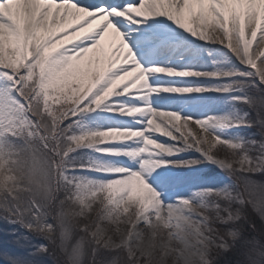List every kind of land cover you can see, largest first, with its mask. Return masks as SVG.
<instances>
[{
    "label": "snow or ice",
    "instance_id": "6c2138e0",
    "mask_svg": "<svg viewBox=\"0 0 264 264\" xmlns=\"http://www.w3.org/2000/svg\"><path fill=\"white\" fill-rule=\"evenodd\" d=\"M151 17H166L200 40L221 44L250 71L145 68L120 25L140 24ZM253 41L257 47L264 43V0H137L98 6L77 0H0V209L16 220L30 216L32 223L25 226L50 242L58 240L66 264H84L86 252L91 264L100 250L109 256L98 264H212L213 253L228 251L239 238L236 223L245 218V206L264 219V183L252 178L264 173V139L242 144L223 139L213 129L254 123L264 129V119L252 121L247 113L238 119H194L154 109L148 98L159 92L226 93L247 86L234 77H255L264 85V51H254ZM150 74L229 82L220 87L151 86ZM120 96L142 103L112 99ZM233 99L253 109L264 108V97ZM98 109L146 117L140 121L144 127L73 134L74 123L65 124ZM189 124L197 125L200 134L188 130ZM153 133L175 143H160ZM129 141L139 146L102 147ZM81 147L137 159L139 170L96 161L75 163L70 154ZM186 150L216 163L233 178L235 187L202 190L196 194L198 201L162 204L142 173L167 163L154 157ZM199 162L173 163L185 167ZM77 168L111 178L73 175ZM60 193L63 197L57 200ZM72 231L82 234L75 243L70 242ZM36 251L45 253L48 248L39 245Z\"/></svg>",
    "mask_w": 264,
    "mask_h": 264
},
{
    "label": "rangeland",
    "instance_id": "374dc122",
    "mask_svg": "<svg viewBox=\"0 0 264 264\" xmlns=\"http://www.w3.org/2000/svg\"><path fill=\"white\" fill-rule=\"evenodd\" d=\"M238 92L239 91H237V93L235 92L236 94H234V95L237 96L238 95ZM230 114L232 115L233 112L230 111ZM223 117H226V116L223 115ZM262 117L264 118V115H262ZM229 118H230V116H229ZM248 119H250V118H248ZM250 120L255 121L256 119H250ZM255 125H257V124H255ZM228 128H230V127H228ZM228 128L226 127L224 131H226ZM234 128L238 129L239 127H234ZM257 131H258V133L259 132L264 133V129H262L259 125H257ZM221 137L223 139H225V140L232 141V142H241L242 141V138L239 137L238 135H228L227 133H224V135L221 136ZM208 139L211 140V138H208ZM217 148H219V145H217ZM214 151H215V149H214ZM221 158H223V156H221ZM217 168L218 169H221L218 165H217ZM252 178L254 180L260 182V183H264V173H257ZM223 179H225L226 182L220 183V182L216 181L215 179L212 180L213 181L212 186L211 187L210 186H207L205 188H202L201 191L202 190H205V189H223L226 186H228L230 188H234L233 185L231 186V183H230L231 181H228L227 178H225V177H223ZM187 191L184 190V189H181L180 191H178L177 193L180 194V197L177 198V199L173 198V203L172 204H170V203H163L162 201L161 202L164 205H173L174 206L178 202V200L181 199V198H185V199H189V200L196 199L197 201L199 200V197L196 198L195 197L196 195H192V192H187ZM235 206L236 205H233V207H235ZM243 213H244V217L245 218L242 219V220H240V221H237V223H236V227H238V229H239V237H241L243 235L241 233V229L243 228V223L245 221H248V222L253 223L254 224L253 225V228L255 230L262 231L264 229V219H261L260 215L257 212H254L251 209V207L245 206L243 208ZM24 217H26V215ZM26 220L32 222L31 218H26ZM103 226L104 227H109V228L113 227V226L108 225V224H105ZM217 227L218 228H221V229H226V228L232 227V225H217ZM254 232L255 231L253 229H248L247 230V233H254ZM81 235L82 234L79 233L78 231H72L70 233V242L71 243H75V241L78 240ZM165 235H166V233H165ZM114 239H117L118 240L119 237H115L114 236ZM261 241H264V238L262 240H259V242H261ZM58 244H59V241L58 240L53 242L52 247H51V252L53 253L55 262L57 264H66V257H63L62 256V252H61V249L58 246ZM217 253L218 252L213 253V257L217 256ZM97 256H101V257L107 256V258H108L109 254L106 253L104 250H100L97 253ZM87 258H90V256L87 255ZM262 262H264V258H262ZM0 264H23V263L20 262L19 260H15V259L7 260V262H6L5 259H3V258L0 257Z\"/></svg>",
    "mask_w": 264,
    "mask_h": 264
},
{
    "label": "bare ground",
    "instance_id": "6f19581e",
    "mask_svg": "<svg viewBox=\"0 0 264 264\" xmlns=\"http://www.w3.org/2000/svg\"><path fill=\"white\" fill-rule=\"evenodd\" d=\"M156 18H158V17H156ZM146 22H147V20L144 21V23H146ZM253 50L256 51V52L264 51V45L260 44L259 47H257L256 41H253ZM180 81L181 82H186L184 77H180ZM166 96H167V92H159L157 94H151L149 96V98L152 100V107L155 108L157 106L156 105L157 101H159L162 97H166ZM174 100L178 104H180L181 102L183 103V101L181 99L179 100V99L176 98ZM144 119H146V117L137 116V117L133 118V120L137 121V123H141L140 121H142ZM110 122L112 123L113 120H111ZM142 127H144V125H142L141 128ZM196 133H197V131H195V133H193V134H196ZM152 138L157 140L160 143H163V144L165 143V140H164L163 136H157L156 138H154L153 134H152ZM209 138H211V137H209ZM115 146H119V144H105L102 147H105V148H116ZM105 156L110 158V159H113V160H119L120 159L119 156H109V155H105ZM178 179H179V175H175L174 176V175H170V174H167V175L151 174V175L148 176V183L155 190H157L159 187L163 188V187H172V186H176V189H178L179 188L178 181H177Z\"/></svg>",
    "mask_w": 264,
    "mask_h": 264
},
{
    "label": "trees",
    "instance_id": "16d2710c",
    "mask_svg": "<svg viewBox=\"0 0 264 264\" xmlns=\"http://www.w3.org/2000/svg\"><path fill=\"white\" fill-rule=\"evenodd\" d=\"M239 249L237 247L233 250L234 253L222 254L218 257V262L215 264H246L244 255Z\"/></svg>",
    "mask_w": 264,
    "mask_h": 264
}]
</instances>
